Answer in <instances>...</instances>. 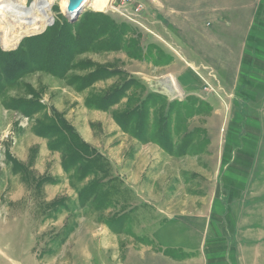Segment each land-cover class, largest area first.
<instances>
[{"label": "rangeland", "instance_id": "374dc122", "mask_svg": "<svg viewBox=\"0 0 264 264\" xmlns=\"http://www.w3.org/2000/svg\"><path fill=\"white\" fill-rule=\"evenodd\" d=\"M66 3L36 34L0 9V49L70 23ZM85 21L104 33L62 78L0 93V264H264V0H83L69 35ZM10 25L22 36L4 48ZM148 95L149 122L166 119L186 155L114 120Z\"/></svg>", "mask_w": 264, "mask_h": 264}, {"label": "trees", "instance_id": "16d2710c", "mask_svg": "<svg viewBox=\"0 0 264 264\" xmlns=\"http://www.w3.org/2000/svg\"><path fill=\"white\" fill-rule=\"evenodd\" d=\"M86 23V21L83 22L85 27H87L86 32L81 33L77 38L69 35L72 28L74 26L76 28V24L65 22L62 25L57 24L51 28H47L39 35L23 39L21 45L16 50L6 52L0 49V93L6 87L15 84L25 74L35 71H44L62 78L64 73L71 68L72 56L78 53L79 50L87 51L89 48H92L90 40L92 39L93 41L97 36L104 33L102 31H95L88 24L86 25ZM103 45L110 46L111 43ZM101 48L104 49L103 46ZM99 77L101 78V74L94 76L92 82ZM123 88L122 85L115 90L116 97L114 98L111 95L105 96L100 101L99 108L106 110L111 105L118 103L119 99L124 96L121 93L125 90ZM146 100L152 101L153 95H148L144 102L140 104L135 103L132 107L115 114L114 120L118 126L122 131L129 133L142 143L154 142L158 144L164 152L170 155H186L189 150L185 148L183 143L175 145L171 139V132L168 131L166 119H162L161 123L149 122L148 116L145 113ZM88 105L98 106L92 100L87 101Z\"/></svg>", "mask_w": 264, "mask_h": 264}, {"label": "bare ground", "instance_id": "6f19581e", "mask_svg": "<svg viewBox=\"0 0 264 264\" xmlns=\"http://www.w3.org/2000/svg\"><path fill=\"white\" fill-rule=\"evenodd\" d=\"M51 1L52 0H36L33 4H31L30 7H26L23 3H20L19 1L17 2V0H3V2L0 3V9L1 11H5L7 13L6 16L9 17L8 19L10 23L15 22L26 25L27 30L35 31L33 34H36L43 31V27L51 23L52 18L48 13ZM90 4L94 8L102 7V4H99L96 1ZM65 6L66 4L64 5V7ZM35 11H37L39 14L35 15ZM0 21H3V18H0ZM39 22L42 25H39ZM13 28L14 27L10 25V28L8 29L9 32H5L2 36V44L4 48L8 46H14L22 36V34H13ZM173 84L174 83L171 80L170 83L167 84V88L169 91L172 90V88H175V85Z\"/></svg>", "mask_w": 264, "mask_h": 264}, {"label": "crops", "instance_id": "0c3cea01", "mask_svg": "<svg viewBox=\"0 0 264 264\" xmlns=\"http://www.w3.org/2000/svg\"><path fill=\"white\" fill-rule=\"evenodd\" d=\"M254 4V3H253ZM253 8H254V5H253ZM251 16L252 17H254L253 16V13L251 12ZM252 17H248V19L246 20V25L248 24V23H251V20L250 19H252ZM239 24H241V25H239V28L240 27H243L245 24H244V22H242V20L240 21V23ZM250 25V24H249ZM250 32V31H249ZM241 37V35H240V33H238V36H237V38L239 39ZM186 63H188V62H186ZM194 70H196V68H194ZM197 71V70H196ZM79 133V135L82 137L83 135L80 133V132H78ZM86 135H88L87 133H85ZM82 139H83V141H85L86 142V144H92V142L90 141V139L89 138H84V136L82 137ZM99 151V150H98ZM201 241V240H200ZM246 242H248V243H252V241H246ZM244 241L243 242H240V241H237V243L235 244V242H233V248L235 249L236 248V254L237 255H239V257L238 258H240V257H242V252H240L239 251V249H240V244H243L244 245ZM260 243L262 244L263 243V247H264V240L263 241H260ZM246 246H249V245H246ZM241 255V256H240ZM245 257V256H244ZM244 257H242V259H240L241 261H238L239 263L238 264H250V261H251V259H253V255H248L246 258L247 259H245ZM260 261H262L263 263H264V255L263 256H260ZM257 264L258 263H260V262H256ZM262 264V263H261Z\"/></svg>", "mask_w": 264, "mask_h": 264}, {"label": "water", "instance_id": "95a60500", "mask_svg": "<svg viewBox=\"0 0 264 264\" xmlns=\"http://www.w3.org/2000/svg\"><path fill=\"white\" fill-rule=\"evenodd\" d=\"M83 0H67L64 12L67 16V19L70 23H73L80 14L81 5ZM74 12L73 15H69V13Z\"/></svg>", "mask_w": 264, "mask_h": 264}]
</instances>
